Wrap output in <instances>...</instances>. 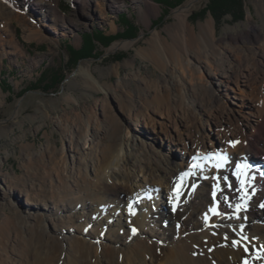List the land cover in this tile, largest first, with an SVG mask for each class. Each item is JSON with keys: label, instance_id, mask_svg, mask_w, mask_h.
I'll return each mask as SVG.
<instances>
[{"label": "bare ground", "instance_id": "obj_1", "mask_svg": "<svg viewBox=\"0 0 264 264\" xmlns=\"http://www.w3.org/2000/svg\"><path fill=\"white\" fill-rule=\"evenodd\" d=\"M76 1L91 10L95 5L101 20L108 22L112 30L117 28L116 21L112 19L115 16L107 13L104 4L107 2L115 13L119 9V0ZM39 2L42 4L41 9H44L43 0L34 2L32 0H0V20H4V24L8 27L18 20L23 24L24 37L28 41L38 39L54 42L56 40L54 35L45 37L36 23L21 18L26 6L37 12L39 6L34 9L32 4L37 5ZM142 2L146 4L144 15L146 22L150 24L151 12H160L161 8L153 0H142ZM193 3L194 0H191L188 6L174 10L176 21L165 28L168 36L161 30L155 29L152 32L151 41H148V46L137 49L139 55L150 59L156 66L167 69L166 77L162 82L157 87H151L149 82L144 83L134 73L118 78V82L126 84L134 80L141 86L135 91L134 99L127 97L120 105L122 112L126 114L128 124L132 123L134 127H137L142 119L146 123L160 124L162 130L166 129L169 123L178 121L177 136L172 141L173 144H182L184 148L192 144V147L187 149V156L191 159L189 165L190 163L204 165L202 169H193L195 175L181 178L182 173L190 167L185 168L184 157L175 159V155L168 153L166 155L161 153L160 157L154 156L151 155L150 149H147L150 153L148 154L132 144L131 151L126 153L125 157H121L123 166L127 167L129 163L135 166L133 162L135 159L140 167L141 175H149L153 183L162 186L156 185V188L148 189L147 181L141 178L138 167L131 168L130 165L127 171H124V168L120 166L121 159L117 151L119 149L122 151L124 148L122 142L117 139L120 134L118 131L121 129L118 123L119 127L111 128L115 136L110 143H107V150H102V155L98 157L95 164L96 181L92 183L83 171L78 172L75 179L77 190L69 189L63 174V169L66 168L54 159V156L50 154L51 151L45 149L34 152L32 150L34 145L23 144L22 146L26 156L24 157L26 172L22 178L24 184H27L28 180L37 179L42 187L37 189L36 193L34 187L24 190L26 203L37 206V210L42 207L49 211V208L54 207L56 211L59 209L67 211L69 213L67 222L81 231L82 226L88 223L82 217L88 215L82 213L76 216L78 204L87 203V206H91L95 202H104L110 198L108 194L112 192L125 193L130 199L132 196L138 197L145 194V198L147 196L150 198L148 210L151 214L149 215L148 210L141 211L142 202L134 200V207L127 208L129 226L148 233L149 230L145 227L150 226L152 238H158L159 241L155 242L151 239L148 241L139 237L135 239L134 244L128 245V249L120 256L121 247L117 249L114 246H108L109 248L97 256L92 250V245L81 238L74 236L66 243L58 234L54 235V232L46 231L47 227L42 218L44 216H41L34 207L29 208L32 216L25 217L17 207L8 203L10 210L5 209L3 221L0 223V264H245V262L264 264V248L262 251L260 249L261 246L264 247V207L261 206L264 205V176L260 175L264 173V48L258 45V50L245 51L244 55L231 48H220L216 23L212 17L200 21L197 27L190 22V6ZM16 9H20L21 12ZM55 11L57 12H54V15L57 18L53 20V25L55 23L56 25L52 28L57 31L58 25L65 22L66 16L56 8ZM45 13L39 16L42 23L49 20V11L46 10ZM69 23L71 27L74 22L72 20ZM76 41H81L79 35ZM10 42L14 45L8 53L15 57V61L19 55L24 54V51L17 45L14 33L11 34ZM6 43L0 28V46ZM131 46H134V42L125 40L115 42L110 50ZM251 54L254 58L258 55L253 64L248 61ZM124 64L125 66L133 65L129 60ZM80 68L82 72L86 71L83 67ZM116 71L119 72L118 66ZM89 78L91 79L92 76ZM92 80L91 85L94 88L98 91L102 89L97 80L93 78ZM165 87H168L171 92L168 94L169 100L172 101L171 106L170 101L167 100L168 97L162 95ZM231 97L234 100L237 99L239 104L233 102L236 106H228V99ZM2 102L0 96V104ZM18 112L19 110L16 114ZM153 114H160L162 119H155ZM114 124L107 126L114 127ZM104 128L105 126L102 127L101 133H107V131L110 133V130H104ZM122 128L129 134L127 126L124 125ZM231 140L239 141V143L232 147L228 144ZM94 147L90 146V149L93 151ZM217 151L228 154L229 162L224 168L217 169L209 166L210 161L192 159L197 154L203 157L209 152ZM251 153L255 159L251 158ZM114 158L117 161L113 160ZM114 161L115 168L110 173L108 169ZM238 162L251 165L249 174L253 177L251 183L255 188L246 209L239 213L236 212L235 205L242 203L241 193L237 191L240 185L233 174ZM8 174L3 175L12 179ZM225 176L227 180L223 179ZM215 177H220L218 183L221 191L217 192L214 199L212 192L213 186L217 183ZM132 182H135L134 187ZM229 184L232 185L230 188ZM192 185L196 187L193 189ZM44 186L49 187L43 189ZM163 192L167 193L166 206L171 211L170 219L175 221L176 226L183 220L185 222L189 219L194 220V224L188 228L190 231L180 232L179 237L175 235L165 240L160 235L164 231H155L152 226L154 222L151 221L156 213L168 217V214L161 212L162 206L155 199L159 193ZM249 192L251 193V188ZM152 193H155V196L152 197ZM47 194H50L51 200L53 199V205L39 203L42 202L39 198L47 197ZM226 195L229 196L227 201L224 199ZM57 202L66 204L59 207ZM106 202L110 204L111 200ZM229 204L233 207H228ZM137 205L140 206L135 209ZM153 205L157 206L158 211L153 212ZM95 207L98 206H94L95 210L99 209ZM213 207H217L221 214L213 215L210 211ZM205 214L208 219H205ZM31 217L32 220H30ZM163 218L157 219L160 225ZM55 227V230L59 229L60 232L64 227L69 229L68 226L59 224ZM112 236V239H116L115 235ZM244 237L247 239L245 240ZM235 241L240 243L236 244ZM117 242H120L119 239ZM121 244L126 243L124 241ZM64 245L67 248L66 251L63 248ZM65 252H68L67 256L64 255Z\"/></svg>", "mask_w": 264, "mask_h": 264}, {"label": "rangeland", "instance_id": "obj_2", "mask_svg": "<svg viewBox=\"0 0 264 264\" xmlns=\"http://www.w3.org/2000/svg\"><path fill=\"white\" fill-rule=\"evenodd\" d=\"M34 1L32 0V2ZM119 1V9L115 13L110 9L107 2L104 4L107 13L115 16L112 18L116 21L117 28L115 30H112L108 22L105 23L101 20V15L96 12L95 5L91 10L76 0H43L44 9H41L42 4L40 2L37 5L32 4L34 9L39 6L37 12L26 6L21 18L36 23L45 37L54 35L56 37L54 42L38 39L28 41L24 37L23 24L18 20L12 22L10 27L4 24V20H0V28L7 42L0 46V96L3 100L0 104V223L3 221L4 212L10 210V203L17 207L25 217L32 216L30 215L32 211L29 209L32 205L26 203L24 190L31 187L35 188L34 192L38 191L39 188L42 189L37 179L28 180L27 184H24L22 178L26 172V156L22 148L23 144L34 145V149H32L34 152L44 151L45 149L51 151L50 154L54 156V159L66 168L63 169V174L69 189L74 190L78 188L77 183H75L78 172L83 171L90 182L94 183L96 181L95 164L98 157L102 155V150H107V143H110L115 136L114 133L112 134L113 129L111 128L116 129L120 125L121 129L118 131L120 134L117 139L122 142L124 149L117 151L120 154L119 159L125 157L126 153L128 154L131 151L132 144H135L143 152L148 153L147 149H150L152 151L151 155L154 156L168 153L175 155V159L184 157L185 168L193 166V163L189 165L191 159L187 156V149L191 148L192 144H189L187 148H184L182 144H173L172 139L177 136L178 121L177 123H169L166 128L168 130H161L160 124L146 123L142 119L137 127H134L132 123L131 125L128 124V121L126 122V114L122 112L120 105L124 103L127 97L134 99L135 91L141 86L134 80L126 84L118 82V78L131 73L137 74L144 83L149 82L151 87H157L162 82L166 77L167 72L165 70L167 69L163 66H156L150 59L148 60L143 55H139L137 49L148 46V41H151L152 32L155 29L161 30L168 36L165 28L176 21L173 14L174 10L188 6L191 0H163L165 2L153 0L161 9L157 13L151 12L150 24L146 22L147 19L144 15L146 13L145 2H142V0ZM242 2L243 15L236 12L234 15L233 12V14L230 13L217 19L208 6L210 0H194L193 5L190 6L189 20L197 27L200 21L212 17L216 23L220 48H231V50L240 52L243 55L245 51L253 50L252 52H254L256 49L258 50V45L264 48V0H242ZM55 8L66 16L65 22L58 25L57 31L52 28L56 25V23L53 25V20L57 18L54 15V12H57ZM46 10L50 13L48 15L49 20L42 23L39 16L40 14H46ZM16 11L21 12L20 9H16ZM124 19L128 21V24ZM72 20L74 23L70 27L69 22ZM126 25L134 27L133 31H130L131 36L129 37L121 33L125 32ZM98 32L111 36V42L108 45H103L95 40L97 47L95 52L97 54L93 57H82L74 63L72 62L71 67L67 68L66 63H68L70 57L67 50L68 44L80 49L86 36L95 33L98 35ZM12 33L15 34L20 50L24 51V54L19 55L15 61V57L13 58L8 53L14 45L12 42L9 43ZM77 35L80 36V42L76 41ZM125 40L133 41L134 46L110 50L111 45L115 42ZM250 56L251 58L248 57V61L252 64L255 63L258 55L255 56L256 58L252 54ZM127 60L131 61L133 65L125 66L124 63ZM116 66L119 67V72L116 71ZM58 67L65 68L64 80L60 85H55L57 86L55 88L48 87L51 79L48 77L44 81L40 79L47 76L46 71H48V68L57 69ZM80 67H83L86 71H83V73ZM48 73L51 72L48 71ZM87 74L97 80L102 89L98 91L94 88L91 85L93 80ZM213 87L215 86L213 85ZM163 94L168 97L167 100L170 99L168 94H171V92L168 87L164 88ZM231 96H233V93H231ZM171 102L169 103L170 106ZM233 102L239 104L237 99L234 100L231 97L228 99V106H236ZM18 110L19 112L16 114ZM153 116L157 120L162 119L160 114H153ZM117 123L120 125H117ZM109 124H114V127L107 126ZM124 125L129 129V134L126 133V130H123L122 126ZM103 126H105L104 130L110 127L108 129L110 133L108 131L107 133H101ZM93 141L94 144H92ZM90 146H95L93 151ZM115 158L113 160L117 161ZM251 158L255 159L252 153ZM115 161L111 167L108 165L110 173L115 168ZM133 162L135 166L130 163L127 165H131V168L138 167L137 170H139L141 178L143 177L147 181L148 189L156 188L155 186L159 184L153 183L149 175H141L137 161L133 159ZM64 164L66 165L64 166ZM120 166L124 168V171H127L128 166H123L122 159ZM3 174L10 175L12 179L6 178ZM5 178L8 180L7 182ZM54 178H57L55 173ZM134 183L132 182V187H134ZM46 187L44 186L43 189ZM159 187L162 186L159 185ZM47 195V197L41 196L39 198L42 201L39 202L41 205L45 203L53 205V199L51 200L50 194ZM151 195L153 197L155 193ZM108 196L110 198L106 200H111L110 204L106 200L101 203L95 202L91 206H87V203L78 204L76 216L82 213L89 216L82 217L88 223L82 226L81 231H78L75 225L67 222L69 214L67 211L61 209L56 211L54 207L49 208V211L42 207L39 210H37V206L32 207L41 213V216H44L42 218L47 227L46 231L54 232V235L58 234L66 243L74 236L81 238L92 245V250L97 256L103 250L109 248L108 246H114L117 249L121 247L120 256L128 249V245L134 244L135 239L139 237L146 240L151 239L155 242L159 241L158 238H152L150 226L145 227L149 230V233L140 232L138 229L129 226L127 208L130 205L134 207V200H137L142 204L141 206H135V209L140 206L141 211L148 210L150 208V198L147 197L149 196L138 199L135 195L130 199L125 193L118 194L114 192L108 194ZM155 199L163 207H161V212L168 214V217H165L161 213H156L155 217L151 218V221L154 222L152 225L154 230L164 231L163 234L160 233L164 240L166 238L171 239L175 235L179 237L180 232L190 231L188 228L194 224L193 219H189L187 222L183 220L177 226L175 221L170 219L171 211L166 206L168 202L166 192L159 193ZM65 204L57 202L59 207H63ZM94 206H98L95 208L99 209L95 210ZM152 209L153 212L158 211L155 205L152 206ZM159 218H163L162 225H160V221L157 222ZM30 220H32V217ZM57 224L68 226L69 229L64 227L62 232L59 229L56 231L55 225ZM133 229H136L135 233ZM191 232L193 231L191 230ZM112 235H115L116 239H112ZM117 239L120 242H117ZM124 241L126 244L122 245L121 243ZM63 248L65 251L67 250L65 245ZM263 248L261 246V251ZM64 255L67 256L68 252H65Z\"/></svg>", "mask_w": 264, "mask_h": 264}, {"label": "trees", "instance_id": "obj_3", "mask_svg": "<svg viewBox=\"0 0 264 264\" xmlns=\"http://www.w3.org/2000/svg\"><path fill=\"white\" fill-rule=\"evenodd\" d=\"M166 1V0H165ZM162 0V2H165ZM209 8L211 10V12L213 13V15L215 17H217V19H220V17L230 14L235 12L237 14L243 15L244 14V10H243V2L242 0H210L209 3ZM240 12V13H239ZM124 21L128 24V21L126 19H124ZM127 27L125 28V32H121L124 33L127 37L131 36L130 31H133L134 27L131 25H126ZM96 34V35H95ZM93 35H89L88 37L86 36L84 38L83 44L81 46L80 49L75 48L73 45L68 44V52H69V61L68 63H66L67 68L71 67V65L77 61L78 59L85 57V56H89V57H93L95 56L97 53L95 52L97 47L95 45V40H98L99 42H101L103 45H108L109 42H111V36H106L101 32L95 33ZM120 34V33H119ZM117 34V35H119ZM73 62V63H72ZM64 70L65 68H48V71L51 73H48V71H46V77L40 79L42 81H44L47 77L51 79V83L48 84V87L51 86V88H55L57 86L55 85H60V83L64 80ZM50 75V76H48ZM46 84V83H44ZM47 86V85H46Z\"/></svg>", "mask_w": 264, "mask_h": 264}, {"label": "snow or ice", "instance_id": "obj_4", "mask_svg": "<svg viewBox=\"0 0 264 264\" xmlns=\"http://www.w3.org/2000/svg\"><path fill=\"white\" fill-rule=\"evenodd\" d=\"M239 143V141L236 140H231L228 141V144L231 145L232 147H235L237 144ZM194 161L195 160H204V161H210L213 162L212 166L217 168V169H221L224 168L228 162H229V157L228 154L224 151H217V152H209L207 155L201 157L199 154H197L196 156H193L192 158ZM204 167L203 164H195L193 165V168L196 169H202ZM193 168H190L188 172L182 173L181 178L189 176V175H195V171H193ZM251 168V165L247 164V163H237L236 164V168H235V172L233 173L238 182H239V189H237V191H239L241 193L240 196V200L242 201V203H237L235 205V209L236 212L239 213L240 211L246 209L247 207V203L248 201L251 199V194H254L255 192V188L252 186V179L253 177L249 174V169ZM261 176H264V173H260ZM215 179L217 180V183L213 186V192H212V196L215 199L217 196V192L221 191L220 189V185L218 183L220 177H215ZM223 179L227 180V177H223ZM232 185L229 184L228 187L230 188ZM193 189L196 187V185H192ZM251 188V193L249 192V189ZM225 201L228 200V197L225 196L224 197ZM219 202H217L218 204ZM262 207H264V205H261ZM228 207H233L232 204H229ZM129 208L131 209V205L129 206ZM210 211L212 212L213 215H220L221 213L217 210V207H213L210 209ZM205 219H208L207 214H205ZM136 229H133V232L135 233ZM244 239L246 240L247 237H244ZM234 243L239 244V241H235ZM245 264H247V262H245Z\"/></svg>", "mask_w": 264, "mask_h": 264}]
</instances>
